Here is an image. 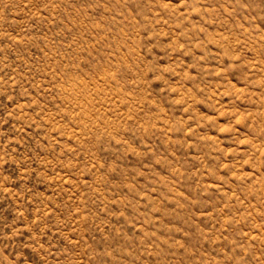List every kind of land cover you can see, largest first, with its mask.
I'll return each instance as SVG.
<instances>
[{"label": "rangeland", "instance_id": "1", "mask_svg": "<svg viewBox=\"0 0 264 264\" xmlns=\"http://www.w3.org/2000/svg\"><path fill=\"white\" fill-rule=\"evenodd\" d=\"M0 264H264V0H0Z\"/></svg>", "mask_w": 264, "mask_h": 264}]
</instances>
